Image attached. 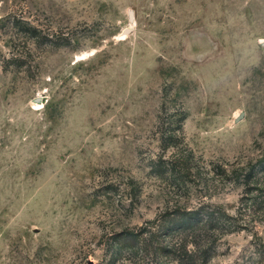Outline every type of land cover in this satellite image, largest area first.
<instances>
[{"label":"rangeland","instance_id":"obj_1","mask_svg":"<svg viewBox=\"0 0 264 264\" xmlns=\"http://www.w3.org/2000/svg\"><path fill=\"white\" fill-rule=\"evenodd\" d=\"M0 264H264V0H0Z\"/></svg>","mask_w":264,"mask_h":264},{"label":"trees","instance_id":"obj_2","mask_svg":"<svg viewBox=\"0 0 264 264\" xmlns=\"http://www.w3.org/2000/svg\"><path fill=\"white\" fill-rule=\"evenodd\" d=\"M170 215L177 216L178 218L182 219V223L179 225H174V230L177 231V229L187 227L192 228V230L197 229H203L206 225H209L210 223L219 224L221 223L225 224L227 221V216L225 213H221L219 210L214 214H200L196 211H189L182 208H177L176 210H173L169 212ZM217 215V216H216ZM214 224L210 225L213 226ZM181 255V254H180Z\"/></svg>","mask_w":264,"mask_h":264},{"label":"bare ground","instance_id":"obj_3","mask_svg":"<svg viewBox=\"0 0 264 264\" xmlns=\"http://www.w3.org/2000/svg\"><path fill=\"white\" fill-rule=\"evenodd\" d=\"M124 33H126V32H124Z\"/></svg>","mask_w":264,"mask_h":264}]
</instances>
